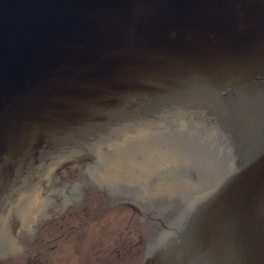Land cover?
I'll return each instance as SVG.
<instances>
[{
	"label": "water",
	"instance_id": "water-1",
	"mask_svg": "<svg viewBox=\"0 0 264 264\" xmlns=\"http://www.w3.org/2000/svg\"><path fill=\"white\" fill-rule=\"evenodd\" d=\"M81 163L122 200L181 198L143 264H264V0H0V264L65 196L112 216L86 174L48 199Z\"/></svg>",
	"mask_w": 264,
	"mask_h": 264
},
{
	"label": "flooded vegetation",
	"instance_id": "flooded-vegetation-1",
	"mask_svg": "<svg viewBox=\"0 0 264 264\" xmlns=\"http://www.w3.org/2000/svg\"><path fill=\"white\" fill-rule=\"evenodd\" d=\"M84 166L86 169L87 165L83 164L76 168H80ZM76 168L67 169L60 173L57 177H64L68 182L69 179L75 177L76 175L73 174L76 172ZM84 172V173H83ZM82 174L89 175L92 179L91 184L94 183L96 192L94 193L97 195L98 200L100 201V210H104L106 208L119 211L121 207L119 204L123 197L119 194L121 190L118 187H113L116 185L110 184L105 185L103 183L98 182L94 177L89 173L88 170H83ZM77 184V183H76ZM76 184H74V187ZM91 188V189H90ZM79 188H72L70 189V194L78 192L81 197H78V201L83 199V197L87 194L91 195L93 188L92 186H84L82 190H76ZM82 190V191H81ZM112 197V200H108L106 196ZM65 200H67L70 204V207L78 206L81 202H77L73 204L72 201L69 199L68 196H65ZM105 199V200H104ZM129 200H132L131 198ZM162 197L153 198L151 200H147L145 204L139 203L138 208L141 212L142 217H139L136 213L131 211V218L129 219L128 227L122 229L121 226L118 227L119 219L114 220V231L112 235H105V224H100L97 230L94 231L92 234H84V235H63L56 237L54 240H49L47 237L39 236L35 237L36 240L34 241V247L31 251V255L27 257V264H107V258H114L115 261L113 264H121V259H131L133 257H137L138 255H142V261L139 264L143 263V259H145L147 253L152 249L155 241L162 234H166L168 232V228L172 225L175 221L176 216L179 215L181 211V203L177 204V208L173 209V206L176 204H172L171 206L168 205L167 208L166 204L162 203L165 201ZM106 202V204H105ZM119 207V208H118ZM138 218H134V217ZM65 220V219H64ZM89 220H83L80 225L77 226H86L89 224ZM63 219L61 223H63ZM139 224H145L148 229L144 231L143 229L138 230ZM73 224L67 227V232H74ZM103 227V228H102ZM27 229V228H23ZM90 232V230H89ZM98 232V233H97ZM150 233V234H148ZM154 239L149 241L143 249L139 244L143 243V240L147 239ZM66 240H63V239ZM151 243V245H149ZM142 248V249H141ZM44 249V250H43ZM56 254L54 257L58 260L52 259V262L49 259H42L41 257L45 254ZM63 255H66V259L61 261ZM60 259V260H59ZM6 263V262H4Z\"/></svg>",
	"mask_w": 264,
	"mask_h": 264
},
{
	"label": "rangeland",
	"instance_id": "rangeland-1",
	"mask_svg": "<svg viewBox=\"0 0 264 264\" xmlns=\"http://www.w3.org/2000/svg\"><path fill=\"white\" fill-rule=\"evenodd\" d=\"M89 164L86 166L87 168L84 169L80 168L77 169L75 174L76 176L69 179L68 182L64 177L55 178V187L54 190L48 189V199L58 201L74 184L79 185V179H85V174H82L83 170H88ZM84 173V172H83ZM72 202L74 200V197L70 199ZM76 204V203H73ZM77 207V206H73ZM70 204L69 202H65L61 205L60 210L58 212V215H49L50 224L49 223H39V227H44L42 231H36L35 235H41L44 237H47L49 240H54L56 237L63 236V235H84V234H92L95 230H97L99 226V222L91 219L93 225L87 224L86 226H77L80 225L83 220L90 219V213L83 212L80 210L72 209V214H70ZM120 221L117 224L118 227L121 226L122 229L128 227L129 219L131 218V211L127 209L123 210H112V216H106V217H100L101 224H105V235L109 236L114 234V220L119 219ZM135 218V217H134ZM63 219V223H61ZM65 219V220H64ZM73 224L74 226H77L74 228V232H67V227L69 225ZM140 225V224H139ZM139 225L137 228H139ZM103 228V227H102ZM90 230V232H89ZM98 233V232H97ZM63 240H66L65 238ZM144 241V240H143ZM142 244H139V247H142ZM25 247L29 248L30 250L33 249L34 244L33 243H27L23 244ZM44 250V249H43ZM56 255V254H55ZM54 254H45L41 258L42 259H49L50 262H52V259L57 260L54 256ZM66 255H63L61 258L62 262L66 259ZM113 258H107L106 263H110ZM60 260V259H59ZM58 261V260H57Z\"/></svg>",
	"mask_w": 264,
	"mask_h": 264
},
{
	"label": "bare ground",
	"instance_id": "bare-ground-1",
	"mask_svg": "<svg viewBox=\"0 0 264 264\" xmlns=\"http://www.w3.org/2000/svg\"><path fill=\"white\" fill-rule=\"evenodd\" d=\"M91 165H92V164H91ZM91 165L89 166V169H90ZM89 169H88V171H89Z\"/></svg>",
	"mask_w": 264,
	"mask_h": 264
}]
</instances>
